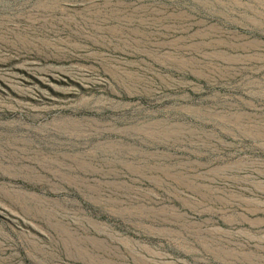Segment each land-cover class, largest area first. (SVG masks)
Wrapping results in <instances>:
<instances>
[{"label":"rangeland","instance_id":"374dc122","mask_svg":"<svg viewBox=\"0 0 264 264\" xmlns=\"http://www.w3.org/2000/svg\"><path fill=\"white\" fill-rule=\"evenodd\" d=\"M0 264H264V0H0Z\"/></svg>","mask_w":264,"mask_h":264}]
</instances>
